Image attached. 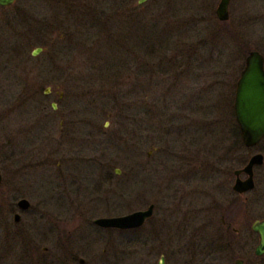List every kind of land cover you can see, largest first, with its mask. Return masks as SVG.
Instances as JSON below:
<instances>
[{
  "label": "rangeland",
  "instance_id": "rangeland-1",
  "mask_svg": "<svg viewBox=\"0 0 264 264\" xmlns=\"http://www.w3.org/2000/svg\"><path fill=\"white\" fill-rule=\"evenodd\" d=\"M162 1L0 6L2 264H80L81 258V264H156L159 256L150 251L157 242L179 244L182 264H234L238 257L264 264L251 230L264 220V163L255 167V187L242 208L224 214L238 233L225 232L221 221L224 205L236 202L233 172L252 154L264 155V139L248 150L233 134L236 80L247 52L264 50V0H230L223 23L215 14L220 0H167L176 23L167 27L165 57L151 59L150 40L139 52L135 33L124 30L122 37L135 42L126 53L129 69H116L110 82L104 67L121 54L97 60L102 42L89 36L87 24L73 25L72 15L84 3L113 13L121 25L125 7L131 14L145 5V18L138 10L132 17L152 26ZM111 83L133 92L136 104L109 113L98 92ZM22 197L29 211H20L17 224L13 214L4 219ZM150 203L153 217L140 230L92 224Z\"/></svg>",
  "mask_w": 264,
  "mask_h": 264
},
{
  "label": "water",
  "instance_id": "water-1",
  "mask_svg": "<svg viewBox=\"0 0 264 264\" xmlns=\"http://www.w3.org/2000/svg\"><path fill=\"white\" fill-rule=\"evenodd\" d=\"M16 0H0V6L7 8L15 3ZM145 0H140V2ZM230 0H220L218 7L215 10L217 19L223 23L230 18L229 8ZM40 49L32 51L33 55H38ZM245 59V68L241 70L239 79L236 82V90L233 100V113L236 118V125L240 129L242 142L248 149L259 145L260 141L264 139V65L263 55L258 50H250ZM52 106L57 107L55 103ZM264 163V155L261 153H254L240 169L234 172L235 182L233 183V190L239 194L243 192L252 191L255 187L254 171L255 167H260ZM120 170H116L118 174ZM244 173L246 177L240 179V175ZM2 181V171L0 170V185ZM17 202L18 206L27 210L30 205V200L20 198ZM155 204L150 203L149 207L140 210H134L129 214H122L120 216H101L98 219L92 220V223L97 227L116 228L118 230L132 228H140L147 219L153 216ZM19 215H15V220L18 221ZM251 229L259 237V243L255 246V255L264 254V220H256ZM84 259L81 258L80 264ZM234 264H245L242 258H236Z\"/></svg>",
  "mask_w": 264,
  "mask_h": 264
},
{
  "label": "trees",
  "instance_id": "trees-1",
  "mask_svg": "<svg viewBox=\"0 0 264 264\" xmlns=\"http://www.w3.org/2000/svg\"><path fill=\"white\" fill-rule=\"evenodd\" d=\"M89 5H87L88 7ZM159 9L163 8L162 12H158V15L154 16L153 19H155L156 23H154L152 26H149V23L145 20H139V16L141 18H145L144 16L140 15L142 11L145 10V5L140 6L139 8H136L132 10L131 14L130 11L125 7L124 12H126L128 15H126V21L122 23L121 25H118V22L115 21V16L113 13L105 12L106 9L98 7H94L93 5H90L88 8L85 7L84 3L82 4V7L79 5V9L81 14L79 16L72 15V23L73 25L80 26L81 24H87V28L89 29V32L91 33L89 36H94L98 37V40L102 42L101 44V52L96 54V58L98 59H104V60H112L113 56L117 54V59L118 55L121 54L122 58L117 60V64L113 66H105V72L107 73V79L109 81H113L114 74L116 73V69H129V64L130 62L127 61V56L126 53H129L128 46L131 47L132 44L135 45L134 41H129V39H126L122 37L121 33H124V30L130 29L132 30V34L135 33L137 36V50L141 53L143 48H145L146 43L150 40L151 42L149 43L148 46L151 47L152 53H149L151 56V59L153 57H160L164 58L166 51H168V43L170 44V31L167 30V27H172L173 24L176 23V15L170 14L171 9V4L168 5V1L166 0L165 2L162 1V3L158 4ZM123 8V7H121ZM139 11V16L136 13L135 19L134 13ZM78 13V12H76ZM133 16V17H132ZM75 17L76 19H74ZM130 19V20H128ZM134 19V20H132ZM140 21V22H139ZM134 24V25H133ZM134 26V27H133ZM140 29V30H139ZM100 30V31H97ZM104 38V41H103ZM169 40V41H168ZM129 41V43H128ZM168 41V42H166ZM95 42V41H94ZM96 47L99 48V44L95 42ZM112 46H114V51L112 52ZM117 50V51H116ZM140 53V54H141ZM128 55V54H127ZM163 62V61H161ZM121 84V83H119ZM115 84L109 87H104L100 92H98L100 95L98 98H100L105 106V108H108L109 113L116 111H122L120 106L122 107H130L134 106L136 104L135 100L131 99V95L133 92L130 90H127V93H121V90H115L113 88ZM123 85V84H121ZM135 96V93H134ZM142 102H144L142 100ZM145 103V102H144ZM143 103H139L141 106ZM107 111V112H108ZM236 129L233 131V134L236 136V138L239 139V145L244 146L242 142V138L239 132V128L237 127L235 123ZM247 148V147H245ZM248 149V148H247ZM251 149V148H250ZM248 149V150H250Z\"/></svg>",
  "mask_w": 264,
  "mask_h": 264
},
{
  "label": "flooded vegetation",
  "instance_id": "flooded-vegetation-1",
  "mask_svg": "<svg viewBox=\"0 0 264 264\" xmlns=\"http://www.w3.org/2000/svg\"><path fill=\"white\" fill-rule=\"evenodd\" d=\"M254 51V50H253ZM259 52H260V54L261 55H263V57H264V50H263V48H261V49H259L258 50ZM249 52V51H248ZM247 52V53H248ZM247 55V54H246ZM247 57V56H246ZM245 59H244V64H243V68L242 69H244L245 68ZM263 65H264V58H263ZM241 69V70H242ZM241 70H240V72H241ZM240 74V73H239ZM239 77V76H238ZM239 79V78H238ZM236 82H237V80H236ZM235 87H236V84H235ZM237 88V87H236ZM234 93H235V91H234ZM46 96H48V94H45ZM58 96H59V98H58V100H62L63 99V93H58ZM56 104V103H55ZM52 106V105H51ZM52 108L54 109V111H55V109L57 108V107H54V106H52ZM61 122V121H60ZM61 125H62V122L60 123ZM62 130V129H61ZM68 133L69 134H71V131L70 130H68ZM263 140V139H262ZM261 140V141H262ZM260 141V142H261ZM260 144V143H259ZM235 172V171H234ZM234 172H233V174H234ZM246 177V175L244 174V173H242L241 175H240V179H244ZM2 180H3V176H2ZM234 180H235V175H234ZM236 181V180H235ZM232 189H233V185H232ZM235 191V190H234ZM248 192H250V191H247V192H243L242 194H239L237 191H235V193H236V195H235V200H236V202H234V201H232L231 203L229 202V203H227V204H225L224 205V207L222 208V211H224L225 213H223V215H222V217H221V221H222V226H225V232H230V231H232L233 233L235 232V233H238V229L236 228V227H234L233 228V226H232V224H233V222L232 221H230L229 219H225V216H224V214H231V215H233V213H235V209L233 208V207H240V208H242L241 206H243V202H246L247 200H246V196H245V194L246 193H248ZM252 192V191H251ZM23 198V197H22ZM24 199V198H23ZM19 200V199H18ZM17 200V202H19ZM17 202L16 203H14V204H12L10 207H9V210L7 211V213L5 214H3V216H4V219H6L7 220V217H9L10 216V214H13V221H15V223L17 224V223H19L20 222V220H21V212H24V213H26L27 211H29V207H30V205H29V207L27 208V210H23V209H21L19 206H18V204H17ZM21 211V212H20ZM153 213H154V211H153ZM19 215V219H18V221H16L15 220V215ZM151 217H153V216H151ZM149 221H151V218L150 219H147L145 222H144V224H146L147 222H149ZM93 224V223H92ZM142 225L141 227H144L145 225ZM95 225V224H94ZM151 225H153L152 227H151V231L152 230H155V229H157V227H158V225L157 224H155V223H153V224H151ZM96 226V225H95ZM97 227V226H96ZM141 227L140 228H132L131 230L132 231H136L137 229L138 230H140L141 229ZM97 228H99V227H97ZM100 228H103V227H100ZM105 229H107V228H105ZM110 229H116V228H110ZM110 229H107V230H110ZM118 230V229H117ZM121 230H128V229H121ZM121 230H118V231H121ZM131 230H128V231H131ZM252 230V229H251ZM254 234H256V233H254ZM257 235V234H256ZM257 237H258V235H257ZM258 240H259V237H258ZM260 241V240H259ZM258 244V243H257ZM177 246L178 247H175V244H174V246H173V248H167V246L166 245H164V243H162V242H160V243H155V246L152 248V250L150 251V254H151V256L153 255V253L154 254H156L157 253V256H159V258L157 259V262H156V264H169V258H172L173 259V262H174V264H182V263H180V261H179V257H184V254L182 253V250L180 249V245L179 244H177ZM176 248V249H175ZM44 251H47L46 250V247H44V249H43ZM48 252V251H47ZM183 255V256H182ZM263 256H264V254H262ZM262 255H259V256H262ZM258 256V255H257ZM1 258L3 259V257L2 256H0V264H2L1 262L2 261H4V260H1ZM69 258H72L73 260L75 259V256L74 255H70V257ZM238 258H240V257H238ZM236 259V258H235ZM80 261H81V259H79V263H80ZM235 261V260H234ZM244 261V260H243ZM245 262V264H246V261H244Z\"/></svg>",
  "mask_w": 264,
  "mask_h": 264
}]
</instances>
